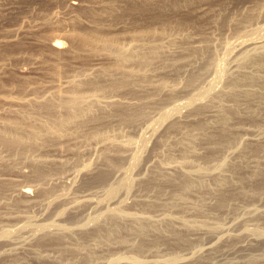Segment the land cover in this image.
Returning a JSON list of instances; mask_svg holds the SVG:
<instances>
[{
    "label": "rangeland",
    "instance_id": "374dc122",
    "mask_svg": "<svg viewBox=\"0 0 264 264\" xmlns=\"http://www.w3.org/2000/svg\"><path fill=\"white\" fill-rule=\"evenodd\" d=\"M94 23L111 39L84 47L71 38ZM261 23L264 0H0V95H10L0 100V130L34 141L0 142V264H264V237L248 229L264 231V54L243 65L249 46L234 48L205 90L226 44ZM226 83L247 92L225 93ZM63 89L98 99L79 114L56 103ZM109 136L119 150L99 139ZM123 168L132 177L109 200ZM50 223L66 228L32 231Z\"/></svg>",
    "mask_w": 264,
    "mask_h": 264
},
{
    "label": "bare ground",
    "instance_id": "6f19581e",
    "mask_svg": "<svg viewBox=\"0 0 264 264\" xmlns=\"http://www.w3.org/2000/svg\"><path fill=\"white\" fill-rule=\"evenodd\" d=\"M180 1V0H179ZM172 2H174V1H172ZM175 2H176V0H175ZM142 3V2H141ZM139 4V5H141V7H143L142 6V4L144 3H142V4ZM146 3H148V2H146ZM146 3H145V5H146ZM171 3V2H170ZM169 3V4H170ZM135 4V3H134ZM137 5H138V3H136ZM172 4V3H171ZM180 4V3H179ZM188 4V3H187ZM138 5V6H139ZM144 5V4H143ZM190 5H193V4H190ZM204 5V4H203ZM129 7L131 6V4L129 3V5H128ZM133 6V5H132ZM132 6L130 7L131 9H132ZM136 6V5H135ZM176 6V5H175ZM175 6H173V7H175ZM180 6V5H179ZM140 7V6H139ZM160 7H162V5H160ZM159 7V8H160ZM164 7H165V4H164ZM187 7H188V5H187ZM128 8V7H127ZM135 9H136V11L138 10L137 9V6L136 7H134ZM144 8H145V6H144ZM177 8V7H176ZM129 9V8H128ZM130 9V10H131ZM135 9H133V12L135 11ZM161 10L162 9H164L163 7L162 8H160ZM171 9H172V7H171ZM182 9V8H181ZM190 9V8H189ZM141 10V9H140ZM149 10V9H148ZM159 10V9H158ZM176 10V9H175ZM202 10V9H201ZM205 10V9H204ZM126 11H128V10H126ZM196 11V10H195ZM203 11V10H202ZM201 11V12H202ZM206 11V10H205ZM137 12H140L139 10L137 11ZM143 12V11H142ZM189 12V11H188ZM148 13V12H147ZM159 13V12H158ZM157 13V14H158ZM190 13V12H189ZM202 14V13H201ZM159 15V14H158ZM160 15H162L161 13H160ZM153 16H155V15H153ZM153 16H151V17H153ZM165 16V15H164ZM157 17V16H156ZM163 16H161V18H162ZM175 17H176V15H175ZM158 18V17H157ZM160 17H159V19H161ZM194 18V17H193ZM91 19V18H90ZM94 19V18H93ZM154 19V18H153ZM158 19V21H160ZM164 19V18H163ZM162 19V20H163ZM172 19V18H171ZM95 20V19H94ZM161 20V21H162ZM93 21V20H92ZM101 20H99V22H100ZM155 21V20H154ZM173 21V20H172ZM94 22V21H93ZM95 22H97L98 23V20H97V18H96V21ZM181 22V21H180ZM189 22V21H188ZM102 23V22H101ZM101 23H99L100 24V26H101ZM181 23H183V22H181ZM263 23V22H262ZM261 23V25H259V26H257V27H255V28H253L255 31H253L254 32V36L253 37H250V38H240V39H237V41H235L234 43H227L226 44V46H225V50H224V48H223V50H224V55L223 56H221V58H219V59H217L216 58V63L214 64V67L212 66L213 64H211V67L213 68V77H212V79L211 78H209L208 77V81H210L209 79H211V81L209 82V84H208V82H207V87H206V89L205 88H203V89H205L206 90V94H207V92H209V94H210V91L209 90H211V88H212V91H213V88L215 87V85L217 84V83H219L220 81H221V77L224 75V71H226V68H225V58H226V56L231 52V50H233L234 48H235V50L237 49L238 51H239V48H242L241 46H249V48H246V49H242L243 51L241 52V54L242 55H240V62L239 63H241L242 64V62L244 61H246L247 62V60L248 59H250L251 58V60L252 61H249V62H253V61H256V62H259L262 58H261V55H263L264 54V24H262ZM91 24V23H90ZM95 24V23H94ZM160 24H163V23H160ZM179 24V23H178ZM131 25V24H130ZM135 25V24H134ZM100 26H98V25H96L95 24V26H92L93 28L91 29V30H89V31H84V32H81L80 34H75L73 37H71L72 39L73 38H77V40L78 41H80L79 43H80V45L82 46L83 44H84V47L85 46H89V47H92V45H94V43H105V42H107L108 40H110L111 38L110 37H108L107 35H104V33L102 32V30H100ZM103 26V25H102ZM102 26H101V28H102ZM128 26V25H127ZM136 26V25H135ZM147 26V25H146ZM145 26V27H146ZM150 26V25H149ZM149 26H147L148 27V29H149ZM158 26V25H157ZM139 27V26H138ZM138 27L136 28V30H138ZM141 27H144V26H142L141 25ZM141 27H140V30H141ZM165 27V26H164ZM180 27V26H179ZM184 27V26H183ZM163 28V27H162ZM134 29V28H133ZM175 29V28H174ZM154 30V29H153ZM129 31H131V30H129ZM129 31H128V34H129ZM143 33L144 32H147V33H149V32H151V30L149 31H147V28H145V29H143L142 28V30H141ZM140 31V32H141ZM252 31V30H251ZM134 32V31H133ZM138 32V31H137ZM175 32V31H174ZM255 32L257 33V35H255ZM153 33V32H152ZM149 34H151V33H149ZM155 34V33H154ZM161 34V33H160ZM250 34V33H249ZM72 35V34H71ZM143 35V34H142ZM156 35H157V32H156ZM70 36V35H69ZM134 36V35H133ZM147 36V35H146ZM153 36V35H152ZM139 37V36H138ZM137 37V38H138ZM142 37H144V36H142ZM148 37H149V39L151 38V35L149 36L148 35ZM156 37V36H155ZM130 38H131V36H130ZM154 38V37H153ZM140 39H141V37H140ZM143 39V38H142ZM147 40H149L148 38H146ZM152 39V38H151ZM159 39V38H158ZM163 39V38H162ZM144 40V39H143ZM235 40V39H234ZM146 41V40H145ZM76 42V41H75ZM51 44V46H52V48L54 49V50H57V51H61V48H60V46H61V44H60V40H58V39H56V40H54L53 39V41L50 43ZM75 44V43H74ZM73 44V45H74ZM77 45H78V43H77ZM76 45V46H77ZM80 45L78 46V48L80 47ZM210 45V44H209ZM75 46V49L77 48ZM124 46V45H123ZM83 47V48H84ZM126 47V46H125ZM224 47V46H223ZM77 48V49H78ZM129 48V47H128ZM195 48V47H194ZM121 49V48H120ZM131 49H132V46H131ZM74 50V49H73ZM128 50V49H127ZM71 51V50H70ZM76 51V50H75ZM194 51V50H193ZM234 51V50H233ZM73 52V51H72ZM131 52V51H130ZM129 52V53H130ZM128 53V54H129ZM132 53V52H131ZM203 54V53H202ZM240 54V53H239ZM132 55H134V52H133V54ZM198 55V54H197ZM230 55H231V53H230ZM229 56V55H228ZM227 56V57H228ZM242 56V57H241ZM260 56V57H259ZM131 57V56H130ZM212 57V56H211ZM264 57V56H263ZM213 58V57H212ZM229 58V57H228ZM248 58V59H247ZM209 59V58H208ZM211 59V58H210ZM214 59V58H213ZM230 59V58H229ZM264 59V58H263ZM207 60V59H206ZM208 61V60H207ZM230 61H231V59H230ZM234 61H235V59H234ZM264 61V60H263ZM243 62V65H245V63ZM210 63H211V61H210ZM209 62H208V64H210ZM212 63H213V61H212ZM254 63V62H253ZM263 63V62H262ZM261 63V64H262ZM251 64V63H250ZM257 64V63H256ZM264 64V63H263ZM262 64V65H263ZM206 65H207V63H206ZM206 65H205V67H206ZM255 65V64H254ZM260 65V64H259ZM208 66V65H207ZM261 66V65H260ZM205 67H203V69L205 68ZM256 67H258V66H256ZM232 68V67H231ZM236 69V68H235ZM242 69H244V68H242ZM204 71V70H203ZM253 72V71H252ZM252 72H249V73H252ZM209 73H210V71H209ZM248 73V74H249ZM255 73V72H254ZM240 74V73H239ZM238 74V75H239ZM196 75V74H195ZM241 75H243V72H242V74ZM245 75V74H244ZM193 76V75H192ZM201 76V75H200ZM237 76V75H236ZM247 76V75H246ZM210 77H211V75H210ZM254 77H256L255 75H254ZM236 78H239V82L241 81L240 79H241V76L240 77H236ZM248 78V77H247ZM259 78H262V77H259ZM191 79H193V78H191ZM232 79H235V78H232ZM257 80H259V79H257ZM263 80V79H262ZM189 82V81H188ZM226 82V81H225ZM229 82V81H228ZM227 82V83H228ZM251 82V81H250ZM256 82V81H255ZM191 83V82H190ZM193 83V82H192ZM225 84L224 86L225 87H227V92H225V93H240V92H243V91H246V90H242V89H240V88H233V87H229L230 85H228V84ZM259 83V82H258ZM261 83V82H260ZM67 84V83H66ZM96 84V83H95ZM98 84V83H97ZM252 84V83H251ZM68 85V84H67ZM66 85V86H67ZM70 85H71V81H70ZM240 85V84H239ZM162 86V85H161ZM164 86V85H163ZM233 86H235V85H233ZM237 86V85H236ZM261 86V85H260ZM259 86V87H260ZM98 87H100L99 85H98ZM97 87V88H98ZM205 87V86H204ZM224 87V88H225ZM31 88V87H30ZM52 89L54 88V87H51ZM194 88V87H193ZM223 88V89H224ZM250 88V87H249ZM55 89V88H54ZM59 89V88H58ZM57 89V90H58ZM201 89V88H200ZM197 90V89H196ZM199 90V89H198ZM259 90H260V88H259ZM262 90V89H261ZM264 90V89H263ZM47 91V90H46ZM45 91V92H46ZM62 91H64V89L63 90H59L58 92H57V94L55 95V98L57 99L56 101V103L58 104V106H63V107H65L66 109H72V108H74L75 110H76V112L77 113H82L83 112V109L85 108L84 106H89V104H94V103H96V100L98 99V97L96 96V94L95 95H87L86 94V96L85 95H75V96H67V97H63L62 96ZM74 91V90H73ZM202 91V90H201ZM201 91L199 90V92L201 93ZM252 91V90H251ZM67 93H69L68 91H66ZM203 92H204V90H203ZM202 92V93H203ZM219 92V91H218ZM247 92V91H246ZM49 93H50V91H49ZM52 93V92H51ZM55 93V92H54ZM72 93V92H71ZM71 93H70V95H71ZM77 93V92H76ZM82 93V92H81ZM244 93V92H243ZM53 94V93H52ZM63 94H65V92L63 93ZM75 94V93H74ZM89 94V93H88ZM195 94V93H194ZM215 94V93H214ZM217 94V93H216ZM46 95V94H45ZM54 95V94H53ZM68 95V94H67ZM202 95V94H201ZM230 95H232V94H230ZM43 96V95H42ZM49 96H50V94H49ZM65 96H66V94H65ZM194 96V95H193ZM198 96H200V94L198 95ZM198 96L195 98V99H199L198 98ZM203 96V95H202ZM210 96V95H209ZM219 96V95H218ZM10 97V95L8 94V95H0V100H7L8 101V98ZM39 97H41V96H39ZM52 97H54V96H52ZM220 97V96H219ZM33 98V97H32ZM204 98H205V94H204ZM207 98H209V97H207ZM19 99L20 98H17V99H15V100H12V102H15V103H17V101H19ZM45 99V98H44ZM202 99H203V97H202ZM22 100V99H21ZM192 100H194V98H190V100L189 101H180V103H176V105H174L173 107H171V108H169V109H167V110H165V112H164V114H163V111H162V113L161 114H163V117H162V120H164L170 113H172V112H174V111H180L182 108H184V107H186V105H187V107H188V105H189V103L192 101ZM200 101L199 102H201V98L199 99ZM35 101V100H34ZM49 102H51L50 100H48ZM48 101H45V103L46 102H48ZM104 101V100H103ZM206 101V100H205ZM209 101V100H208ZM212 101V100H211ZM37 102V101H36ZM53 102V101H52ZM192 102H194V101H192ZM196 102H197V100H196ZM35 103V102H34ZM44 103V104H45ZM113 105H114V103H112ZM192 104V103H191ZM47 106H48V104H46ZM53 106V105H52ZM91 106V105H90ZM95 106H97V105H95ZM203 106V105H202ZM84 107V108H83ZM199 107V106H198ZM48 108H49V106H48ZM57 108H59V107H57ZM62 108V107H61ZM83 108V109H82ZM88 108V107H87ZM92 108V107H91ZM89 109V108H88ZM51 110V109H50ZM91 110V109H90ZM89 110V111H90ZM68 111V110H67ZM72 111V110H71ZM74 111V110H73ZM73 111L71 112V113H73ZM86 111V108H85V110H84V112ZM137 112V111H136ZM69 113V112H68ZM74 114L75 113H73V116H74ZM88 114V113H87ZM86 114V115H87ZM135 114V113H134ZM69 115V114H68ZM86 115H84V116H86ZM72 115H70V117H71ZM79 115H77V117H78ZM126 116V115H125ZM129 116H130V114H129ZM74 118V117H73ZM76 118V117H75ZM80 118H82V117H80ZM127 118V117H126ZM131 118H133V117H131ZM123 120V119H122ZM129 120H130V118H129ZM132 120V119H131ZM80 121V120H79ZM61 125V124H60ZM156 125V124H155ZM150 127H151V129L152 130H155V126H154V122L153 123H151L150 124ZM150 127H149V129H150ZM46 130H45V132L47 133L48 132V129L47 128H45ZM50 129V128H49ZM51 129H53V127H51ZM145 129H147V127L145 128ZM150 129V130H151ZM41 130V129H40ZM144 130V129H143ZM150 130H148V132H145L144 131V133L146 134V133H149V131ZM151 130V131H152ZM37 131V130H36ZM36 131H34V132H32V133H34L33 134V136L35 135V132ZM52 131V130H51ZM153 132V131H152ZM32 133H31V131H30V134L32 135ZM37 133H39V132H37ZM37 133H36V135H37ZM41 133V132H40ZM43 133H44V131H43ZM53 133V132H52ZM143 133V132H142ZM144 133L142 134V135H144ZM42 134V133H41ZM51 134V133H50ZM36 135H35V137H36ZM58 135V134H57ZM147 135H149V134H147ZM113 136V135H112ZM146 136V135H145ZM31 137V136H30ZM45 137V136H44ZM50 137V136H49ZM52 137V136H51ZM58 137V136H57ZM57 137H55V138H57ZM60 137V136H59ZM148 137V136H147ZM29 138V137H28ZM54 138V139H55ZM31 139H33V138H31ZM31 139H28V140H31ZM99 139H101L102 141H106V142H108L109 144H111V145H113V146H110V147H118V148H116V149H120L121 147H122V145H121V147H119L120 146V144H119V141L116 139V138H112V137H102V138H99ZM128 139V138H127ZM125 140L126 141V144H128V145H132L133 144V140ZM27 137L26 138H24L22 135H18V134H15V133H11V132H7V131H2V130H0V142L1 143H3L4 145L5 144H8V145H17L18 146V148H20L19 146L20 145H22V144H24V143H27ZM36 140V139H35ZM31 141H33V140H31ZM97 142H100V141H97ZM190 142V141H189ZM33 143H34V141H33ZM36 143V142H35ZM108 143H107V145H108ZM188 143V142H187ZM7 145V146H8ZM31 145V144H30ZM29 145V146H30ZM36 145V144H35ZM26 146H28V145H26ZM102 146V148H103V144L101 145ZM189 146V145H188ZM11 147V146H10ZM23 148V147H22ZM25 148V147H24ZM29 148V147H28ZM102 148H100V149H102ZM30 149V148H29ZM28 149V150H29ZM33 149V148H32ZM115 149V148H114ZM192 149V148H191ZM121 150H124L123 148L121 149ZM23 151H25V150H23ZM32 150H30V152H31ZM107 151V150H106ZM22 152V151H21ZM133 152V151H132ZM115 153V152H114ZM118 153H119V151H118ZM28 155V154H27ZM117 155V154H116ZM138 155H139V153H138V151L136 150V147H135V151H134V153L132 154V160L131 161H128V163L130 162V163H132V164H134V162H136L137 161V159H138ZM105 156V155H104ZM107 157V155L105 156V157H103V158H106ZM121 157V156H120ZM102 158V159H103ZM108 158H109V156H108ZM183 158H185V157H183ZM224 158V157H223ZM115 159V158H114ZM117 159V158H116ZM115 159V160H116ZM40 160V159H39ZM38 160V161H39ZM103 160H107V159H103ZM110 160V159H109ZM108 160V161H109ZM177 161V160H176ZM221 161V160H220ZM188 162V161H187ZM39 163H40V161H39ZM107 164H108V162H106ZM37 164V163H36ZM86 164V163H85ZM87 164H89V163H87ZM110 164V163H109ZM109 164H108V166H109ZM177 164V163H176ZM179 164V163H178ZM184 164V163H183ZM129 165V164H128ZM131 165V164H130ZM225 165V164H224ZM112 166V165H111ZM201 166V165H200ZM84 167H87V165L86 166H84ZM114 167L115 166H113V170H114ZM161 167V166H160ZM189 167V166H188ZM199 167V166H198ZM197 167V168H198ZM208 167V166H207ZM215 167H216V165H215ZM218 167V166H217ZM89 168H90V166H89ZM110 168V167H109ZM116 168V167H115ZM196 168V169H197ZM202 168V167H201ZM200 168V169H201ZM221 168V167H220ZM107 169V168H106ZM106 169H105V171H106ZM120 169V168H119ZM118 169V170H119ZM124 169V168H123ZM123 169H121V170H123ZM200 169H199V172L197 171V173L198 174H202V173H204V172H210V171H206V169L205 170H201L202 172H200ZM209 169V168H208ZM212 169V168H211ZM210 169V170H211ZM101 170H103V169H101ZM118 170H115V171H118ZM198 170V169H197ZM220 170V169H219ZM100 171V170H99ZM163 171H164V169H163ZM172 171V170H171ZM176 171V170H175ZM104 172V171H103ZM107 172L108 171H106V174H104V175H102V172H101V175L102 176H100L99 178H98V180L99 179H101V178H103V177H106V175H107ZM123 172V171H122ZM179 172V171H178ZM177 172V173H178ZM121 173V172H120ZM124 174H122L123 176H121V178L117 181V182H114V181H112L113 183H111L110 185H108V187H107V189H106V198L108 199L109 198V200H112V199H114V196H115V194H117V192H119V190L123 187H125L127 184H128V179H129V177H132V176H130V170H127V169H124V172H123ZM196 173V172H195ZM212 173V172H211ZM114 174V173H113ZM206 174H208V173H206ZM210 174V173H209ZM97 175V174H96ZM186 175V174H185ZM203 175V174H202ZM115 176V175H114ZM120 176V175H119ZM189 176H191V175H189ZM196 176V175H195ZM198 176V175H197ZM205 176V175H204ZM220 176V175H219ZM150 177V176H149ZM199 177H200V175H199ZM221 177V176H220ZM226 177H227V175H226ZM213 178V177H212ZM150 179V178H149ZM223 179H225V176H224V178ZM223 179H222V181H223ZM104 180H106V179H104ZM103 180V181H104ZM151 180V179H150ZM190 181V180H189ZM219 181H221V179L219 180ZM219 181H217V182H219ZM131 182V181H130ZM148 182V181H147ZM191 182V181H190ZM216 182V183H217ZM143 183H145L144 181H143ZM222 183V182H221ZM220 184V183H219ZM224 184V183H223ZM128 186V185H127ZM147 186H148V184H147ZM125 189V188H124ZM126 190V189H125ZM119 203V202H118ZM114 209V208H113ZM112 209V210H113ZM119 209V208H118ZM118 209H114L113 210V215L115 216V217H118V219L119 218H122V217H124V216H128V218H129V213H123L122 212V210L121 211H119ZM111 210V211H112ZM254 210V209H253ZM251 211V210H250ZM255 211V210H254ZM253 211V212H254ZM263 211V210H262ZM133 213V212H132ZM262 213V212H261ZM131 214V213H130ZM140 217V216H139ZM139 217H136V215H135V220H136V223H139V222H143V221H147V222H150L149 221V219H145V218H143V219H145V220H143V219H140ZM144 217H147V216H144ZM157 217V216H156ZM164 217V216H163ZM248 217V216H247ZM133 218H134V216H133ZM149 218V217H148ZM125 219V218H124ZM153 219V218H152ZM167 219V218H166ZM132 220H134V219H132ZM150 220H151V218H150ZM155 220V219H154ZM162 220H164V219H162ZM241 220V219H240ZM120 221V220H119ZM132 222V221H131ZM156 222V221H155ZM116 223V222H115ZM135 223V222H134ZM227 223V222H226ZM31 224V223H30ZM30 224H25L26 226H29ZM36 224V223H35ZM141 224V223H140ZM143 224H144V222H143ZM153 223H151V225H152ZM134 225H136V224H134ZM147 225V224H146ZM157 225V224H156ZM23 226H24V224H23ZM26 226H24V227H26ZM133 226V224L132 225H130V228ZM138 226H140L139 224H138ZM155 225H153V227H154ZM201 226V225H200ZM246 226V225H245ZM49 227H54V228H56V229H60V230H63L64 228H66V227H64V226H60V225H54V224H52V223H50V224H45V225H43V226H38V225H36L35 226V228L34 227H32V228H34V229H32V231L33 230H40V231H45L47 228H49ZM68 227V226H67ZM134 227V226H133ZM137 227V226H136ZM143 227V229H144V225L142 226ZM142 227H140V228H142ZM148 227V226H147ZM152 227V228H153ZM216 227V226H215ZM214 227V228H215ZM135 228V227H134ZM138 228V227H137ZM136 228V229H137ZM139 228V229H140ZM146 228V227H145ZM157 227H155V228H153V229H156ZM159 228V227H158ZM157 228V229H158ZM220 228H222V227H220ZM219 228V229H220ZM248 228V227H247ZM257 228V227H256ZM256 228H248L249 229V231L252 233L251 235H255V236H262V237H264V231H262V230H259V229H256ZM51 231H52V229L51 228H49ZM48 229V230H49ZM69 229V228H68ZM135 230V229H134ZM146 230V229H145ZM137 231V230H136ZM141 231V230H140ZM223 231V230H222ZM131 232H133V231H131ZM248 232V231H247ZM43 233H47L46 231L45 232H43ZM111 233H112V231H111ZM134 233H135V231H134ZM225 233V232H224ZM238 233V232H237ZM245 233V232H244ZM113 234V233H112ZM141 234H142V232H141ZM249 234V233H248ZM250 235V236H251ZM235 236V235H234ZM238 236V235H237ZM242 236V235H241ZM249 236V237H250ZM238 238V237H237ZM243 238V237H242ZM260 238V237H259ZM256 239V238H255ZM205 247H207V246H205ZM205 247H202L203 249L205 248ZM198 249H200V248H198ZM206 250V249H205ZM209 250V249H208ZM113 259V258H112ZM154 259V258H153ZM167 259V258H166ZM111 260V259H110ZM167 260H169V259H167ZM175 260V259H174ZM179 260V259H178ZM99 261V260H98ZM120 261H125L126 263L125 264H145L146 262L143 260V259H137V258H135V257H125V259H123V258H120V257H118V258H116V259H114V260H111L110 261V263L111 264H115V263H118V262H120ZM147 261V260H146ZM156 261V260H155ZM102 262V261H101ZM149 262V261H148ZM151 262L153 263V261L151 260ZM150 262V263H151ZM157 262V261H156ZM162 262V261H161ZM168 262V261H167ZM172 262V261H171ZM109 263V262H108Z\"/></svg>",
    "mask_w": 264,
    "mask_h": 264
}]
</instances>
